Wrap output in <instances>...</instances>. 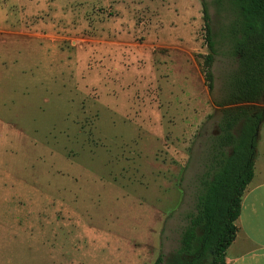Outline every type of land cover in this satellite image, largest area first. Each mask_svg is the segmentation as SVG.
Here are the masks:
<instances>
[{"label": "rangeland", "instance_id": "rangeland-1", "mask_svg": "<svg viewBox=\"0 0 264 264\" xmlns=\"http://www.w3.org/2000/svg\"><path fill=\"white\" fill-rule=\"evenodd\" d=\"M209 10L211 94L201 0H0V264H152L178 245L236 66ZM255 150L262 167L263 134Z\"/></svg>", "mask_w": 264, "mask_h": 264}, {"label": "trees", "instance_id": "trees-1", "mask_svg": "<svg viewBox=\"0 0 264 264\" xmlns=\"http://www.w3.org/2000/svg\"><path fill=\"white\" fill-rule=\"evenodd\" d=\"M211 5L223 16L218 36L236 66L228 74L225 96L214 101L222 115L207 143L193 208L186 214L178 245L167 253L160 250L152 264H225L242 195L253 177L258 129L264 121V108L253 107L264 104V0H201L208 49L201 73L209 94L217 54Z\"/></svg>", "mask_w": 264, "mask_h": 264}, {"label": "crops", "instance_id": "crops-1", "mask_svg": "<svg viewBox=\"0 0 264 264\" xmlns=\"http://www.w3.org/2000/svg\"><path fill=\"white\" fill-rule=\"evenodd\" d=\"M258 134V142L262 134L264 142V121ZM236 225V236L226 249L225 264H264V164L254 167V175L242 195Z\"/></svg>", "mask_w": 264, "mask_h": 264}]
</instances>
